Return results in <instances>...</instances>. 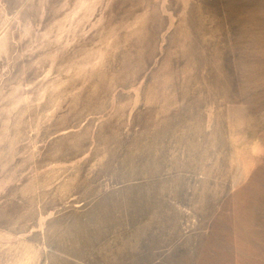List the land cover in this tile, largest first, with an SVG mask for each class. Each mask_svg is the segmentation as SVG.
Instances as JSON below:
<instances>
[{
	"label": "rangeland",
	"instance_id": "obj_1",
	"mask_svg": "<svg viewBox=\"0 0 264 264\" xmlns=\"http://www.w3.org/2000/svg\"><path fill=\"white\" fill-rule=\"evenodd\" d=\"M0 264H264V0H0Z\"/></svg>",
	"mask_w": 264,
	"mask_h": 264
}]
</instances>
